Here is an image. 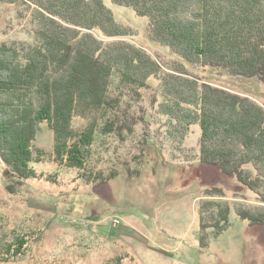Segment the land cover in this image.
Wrapping results in <instances>:
<instances>
[{
    "label": "rangeland",
    "instance_id": "374dc122",
    "mask_svg": "<svg viewBox=\"0 0 264 264\" xmlns=\"http://www.w3.org/2000/svg\"><path fill=\"white\" fill-rule=\"evenodd\" d=\"M103 2L126 31L111 39L95 34L104 43L134 46L161 72L178 65L198 86L224 90L264 109V84L257 79L190 66L147 40V19ZM33 30L30 10L0 3V45L17 49L20 62L34 45ZM109 90L115 109L72 119L68 146L86 128H96L81 169L55 159L54 136L44 122L30 145L33 162L42 155L29 165L35 178L9 176L0 161V258L6 259L0 264H108L116 258L121 264H264V225L250 226L235 213L264 209V204L236 180L199 162L200 130L196 125L182 130L163 115L159 79L151 77L136 89L114 75ZM105 126L111 129L103 133ZM244 168L255 177L251 165ZM213 189L223 197L211 196ZM208 202L229 207V226L216 238L212 230L204 237L199 225L200 208ZM16 247L21 252L12 258Z\"/></svg>",
    "mask_w": 264,
    "mask_h": 264
},
{
    "label": "trees",
    "instance_id": "16d2710c",
    "mask_svg": "<svg viewBox=\"0 0 264 264\" xmlns=\"http://www.w3.org/2000/svg\"><path fill=\"white\" fill-rule=\"evenodd\" d=\"M109 1L147 19V40L167 48L184 63L264 84V0ZM0 3L30 10L34 28V45L24 54V62L19 61L17 49L0 45V161L7 175L20 180L35 178L29 165L38 163L42 155L33 162L30 145L43 122L54 136L55 159L81 169L83 150L91 145L96 128H86L76 143L68 146L73 138V117L115 109L108 96L114 75L120 84L136 89L156 77L165 99L163 115L182 130L198 126L199 162L236 180L264 204L262 107L206 84L198 86L184 78L183 67L178 65L173 64L170 73L161 72L134 46L104 43L95 34L111 39L126 36V31L103 0ZM104 129L111 126H105L103 133ZM247 165L256 171L255 177L244 168ZM214 194L223 197L220 189H213L210 195ZM200 213L201 231L212 230L215 238L229 226L227 204L208 202ZM235 213L250 226L264 225V209L249 212L237 208ZM204 237L200 236L202 247L206 245ZM21 249L16 247L11 257ZM2 257L0 261H6ZM121 261L116 258L108 264Z\"/></svg>",
    "mask_w": 264,
    "mask_h": 264
}]
</instances>
